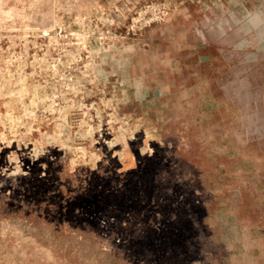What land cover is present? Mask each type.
I'll return each instance as SVG.
<instances>
[{
	"label": "rangeland",
	"instance_id": "rangeland-1",
	"mask_svg": "<svg viewBox=\"0 0 264 264\" xmlns=\"http://www.w3.org/2000/svg\"><path fill=\"white\" fill-rule=\"evenodd\" d=\"M0 264H264V0H0Z\"/></svg>",
	"mask_w": 264,
	"mask_h": 264
}]
</instances>
